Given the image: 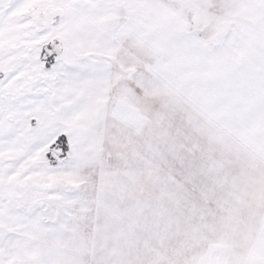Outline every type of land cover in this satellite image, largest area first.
<instances>
[{"label":"snow or ice","instance_id":"snow-or-ice-1","mask_svg":"<svg viewBox=\"0 0 264 264\" xmlns=\"http://www.w3.org/2000/svg\"><path fill=\"white\" fill-rule=\"evenodd\" d=\"M0 264H264V0H0Z\"/></svg>","mask_w":264,"mask_h":264}]
</instances>
